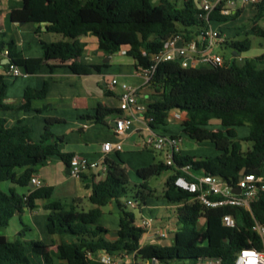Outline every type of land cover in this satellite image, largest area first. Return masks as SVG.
<instances>
[{
	"label": "trees",
	"instance_id": "1",
	"mask_svg": "<svg viewBox=\"0 0 264 264\" xmlns=\"http://www.w3.org/2000/svg\"><path fill=\"white\" fill-rule=\"evenodd\" d=\"M21 8L9 13L14 24H42L48 33L62 36L64 40L41 43L42 58L27 59L16 51L15 44L4 42L0 34V52L6 49L7 59L32 74L44 63L57 60L72 61L67 67L75 75H88L99 66L76 62L82 56L85 44L81 37L91 36L97 40L98 50L111 56L125 50L135 62V69L146 67L152 54L173 35L181 34L185 41L198 40L205 26L199 17L201 7L195 0H20ZM255 14L250 20V31L264 40V28L258 21L264 16V0L253 4ZM214 9L209 14L213 28L239 15L241 9L230 16H222ZM224 33L223 29H219ZM222 45L232 49V58L223 59L216 67L180 68L177 62L160 63L151 80L145 84L153 99L146 103L142 118L146 125L156 131L174 120L172 112L182 117L177 122L183 136L195 142L209 141L218 154L214 157H193L176 153L173 166L163 162L135 170L139 184L129 180L124 161L115 152L117 160L105 158L104 176L90 185L86 212H77L74 206L52 201L42 205L47 212L45 227L60 238L56 245L41 240H22L21 232L13 241L0 240V264H103L101 253H123L134 261L153 264H196L203 258H216L220 264H235L241 249L263 250L261 238L251 230L255 221L264 224V192L250 204L249 210L235 206L206 207L194 200V194L174 185L178 176L190 182L204 175L220 177L235 188L240 172L261 176L264 168V52L238 62L240 53L249 50L250 41L226 38ZM234 54H236L234 56ZM52 70V66H48ZM4 75L0 73V111H29L33 99H44L47 84L39 90L26 88L22 99L16 103L4 102L6 91ZM50 109L44 106L35 110L42 113ZM118 109L98 105L94 115L84 116L93 124H105L106 118L119 114ZM62 120L46 118L43 131L37 141L32 139V128L17 121L9 126L0 118V184L9 182L27 187L37 167L52 157L69 166L72 153L63 150L62 137H55L51 127ZM218 125L217 128H213ZM246 127L248 133L238 138L236 128ZM242 142L251 147L243 150ZM189 167L188 173L183 167ZM169 170L162 198L169 204L178 205L173 211L177 229L171 245H141L143 231L135 226L134 213L127 209L121 199L127 188L134 191V201L140 209L145 200L152 197L149 180ZM84 180V175L81 176ZM53 193L51 186L28 189L19 194L14 188L5 193L0 189V230L5 229L11 218L24 211H33L38 201H47ZM210 200H218L213 195ZM110 202L118 207L116 240L105 239L107 230L97 222L101 208ZM230 215L235 227L222 224V217ZM205 218L202 228H197L200 218ZM68 238V241L66 240Z\"/></svg>",
	"mask_w": 264,
	"mask_h": 264
},
{
	"label": "crops",
	"instance_id": "2",
	"mask_svg": "<svg viewBox=\"0 0 264 264\" xmlns=\"http://www.w3.org/2000/svg\"><path fill=\"white\" fill-rule=\"evenodd\" d=\"M21 6L22 4L20 0H0V34L4 35L2 40L4 42L12 41L15 44L16 51H18L23 58L41 59V43H50L64 39L60 35L46 32L44 25L42 24L27 23L26 25L29 26H23L25 24L19 26V24L11 22L7 23V16H9L10 11L13 9H19ZM80 41L85 44V48L82 56L79 57L76 62L85 65L99 66L97 71H91L88 75L79 76L73 74L64 66L70 64L72 61L66 63H61L57 60L48 61L32 74L25 76L24 79L13 81L12 87L5 91L4 102L9 104L16 103L22 99L26 88L39 90L42 88L44 82L47 84L45 98L33 99L30 103L31 108L29 111H0V113H7V115H2L3 117L0 116V118H4L9 126L14 125L17 121H31L34 124V127L36 126L34 133H32L34 135H32L33 141L39 139L46 118L62 120L58 126L60 128H54L51 129V131L55 137H62L64 141V152L78 154L89 161L99 160L101 145L103 143L121 142L122 150L119 152V156L124 163L128 164L129 171H127V173L129 179H131V170L145 167L153 162V160L150 161L151 156L148 154L140 152L136 153V151H133L134 149H141L140 145L135 143L136 136H144V133L145 136H147V133H149L143 124L142 118L139 117L134 122L133 127L126 135L118 136L114 134L113 127L114 120L120 115V113L108 116L105 124H93L84 120L83 117L86 115H94L99 104L109 109H118V95L120 90L117 88L116 92L109 93L106 90V84L109 79H116L117 76L118 78L131 77V75L136 76L138 73L134 67L135 62L131 57L125 59L124 56L127 55L121 54L120 52L122 50L114 55L105 56L98 50L97 40L94 37H81ZM107 57H109L108 60H106ZM1 63L5 64L6 60L3 58ZM48 66H52V70H50ZM118 78L116 80H118ZM134 87L138 88V101L140 103L146 105L148 100L151 101L153 99L151 90L145 86L143 81L141 84H136ZM9 89L13 90L10 96ZM44 106H49L50 109L45 110L40 114L35 113V110L42 109ZM169 124L178 125L176 121ZM217 127L218 125L213 126V128ZM156 132L158 133L157 130ZM179 132L182 134L180 128ZM127 141H133V145L130 144L126 150L124 144ZM129 152L134 153V155L137 154L135 157H138V161L135 159L136 161L132 162L134 156L131 155L130 157H127ZM112 154L115 155V152L109 153L107 158L113 160L111 158ZM66 166L67 165L61 162L58 158L52 157L43 165L37 167V173L35 175L40 178L42 185L51 186L53 192L57 186H65L64 194H69L67 197V200L69 201L62 202L60 199L58 202L66 205V209L70 206H74L77 212H86L84 210L79 211L78 208L81 202V196L88 199L91 183L100 180L104 174L99 169L87 172L84 175V180H79L82 184L81 188L75 192L69 190V185L67 183L71 177L67 178L70 173H66ZM139 182L138 179V184ZM11 188H14L17 192L16 187ZM22 188L23 187L18 191L20 192L19 194H27L28 189H31L29 186L25 187L26 191ZM150 198L145 200V203L140 209H136L138 212L137 216L134 215V223L136 225L140 218L150 217V214H155L152 225L157 228L169 229L170 227L172 229H170L172 231V236H170L169 233L164 239L169 238L172 244L174 233L177 229L175 216L171 225H169L170 220L168 217L165 218V214H168L166 212H169V210L173 213L174 209L178 207L179 204H169L162 198V196L159 200L157 199V203L149 200ZM47 202L48 200L42 201L41 204H38V207L35 210L24 211L21 216H14L11 218L6 227L7 229L0 230V240L13 241L21 232H23L21 237L22 240H41L47 245L58 244L60 238L55 234L49 233L45 227V218L47 214L40 212L41 206ZM101 212L102 214L98 219L97 224L108 231L105 235V239L113 242L116 240V231L118 229V207L115 202H110L101 208ZM160 214L161 216H159ZM136 218H138V220ZM12 220L14 222H12ZM163 220H166L167 222L164 221V224L162 222ZM66 240L68 241V238ZM160 240L163 239L155 238L149 232L143 234L141 245H163ZM171 244L166 245L168 246ZM125 262H127V264H153L149 262H140L139 260L134 261L131 255L126 256ZM55 264L58 263L55 262ZM62 264L66 263L63 262Z\"/></svg>",
	"mask_w": 264,
	"mask_h": 264
},
{
	"label": "built area",
	"instance_id": "3",
	"mask_svg": "<svg viewBox=\"0 0 264 264\" xmlns=\"http://www.w3.org/2000/svg\"><path fill=\"white\" fill-rule=\"evenodd\" d=\"M238 0H204L199 16L205 22L198 40L185 41L181 34L173 35L170 39L163 43L162 48L150 57V62L146 67H139L137 73L143 80L144 84L148 83L154 75L157 66L160 63L172 61L177 62L180 68H196V67H216L223 64V58L213 53V48L225 41V34L220 32L218 28H213L209 21V14L216 8L222 16H230L236 8ZM261 0H240L242 7L259 3ZM1 31V30H0ZM125 55V50L120 52ZM7 50L0 52V68L3 69V75L12 79L26 76L23 69L7 59ZM6 63H1L2 59ZM119 88L118 110L120 115L114 120L113 132L115 135L124 136L133 127L134 122L146 110V106L138 101V88L130 86L126 83H119L115 78L109 79L106 84V90L109 93L116 92ZM182 119L181 115L176 112L170 114V120ZM143 124L149 135L143 140L144 147L165 156V163L173 166V155L180 152V137L162 136L151 130L146 122ZM177 121V122H178ZM122 150L121 142L103 143L101 145V154L98 161H89L85 157L73 154L69 160V173L72 177L80 179L81 176L92 170L105 171L103 160L111 152H120ZM183 172L188 173L189 167H183ZM196 182L186 180L184 176H178L174 180V185L188 193L194 194L193 199L206 207L235 206L249 210L250 204L254 202L258 195L264 192V177L256 176L253 173H243L236 186L240 189V194L233 193V187L226 184L220 177L212 175L200 176ZM30 184L35 188H40L42 182L37 175L31 176ZM209 195L218 197V200H210ZM126 205L132 209H137V203L132 200L126 201ZM180 205V204H179ZM151 217H142L135 225L143 231V234L151 233L155 238L164 239L168 236V229L157 228L153 225ZM222 224L225 227H235V221L230 215L222 217ZM251 230L255 232L262 240L263 250L258 251L254 248H244L239 251L236 256L235 264H264V224L254 220ZM127 255L123 253H101L98 255L99 260L103 264H127L125 258ZM196 264H220V260L216 258H203Z\"/></svg>",
	"mask_w": 264,
	"mask_h": 264
},
{
	"label": "rangeland",
	"instance_id": "4",
	"mask_svg": "<svg viewBox=\"0 0 264 264\" xmlns=\"http://www.w3.org/2000/svg\"><path fill=\"white\" fill-rule=\"evenodd\" d=\"M203 1L204 0H195L196 5L198 7L202 6ZM239 1L240 0H238L236 2V8L237 9H241V12L239 13V15L236 16L235 19H232V21H228V22H226L224 24L219 25L218 29H220V28L223 29L226 38H229V39L232 38V40H243V39L247 38L250 41L249 50L240 53L239 56H238V62L241 63L243 59L252 58V57L260 55L264 51V40L261 39L260 37H257L255 35H253L252 32L250 31V25H251L250 20L253 18L254 14H255V7L254 6H250V5L242 7V4ZM7 23H10L9 16H7ZM258 25L260 27L264 28V16L258 21ZM23 26H29V25L25 24ZM232 52H233L232 49L229 46H226V45H219V46H216V47L213 48V53L214 54L220 55L223 59H226V60H229V59L232 58ZM124 58L125 59H129L130 57L124 56ZM0 73L3 74V69L2 68H0ZM24 78H25V76L17 78V79H12V78L4 76V81H5L6 86H7L6 89L12 87V82L13 81L22 80ZM117 78H118V76H117ZM117 81L119 83L125 82L126 84H128L130 86H135L136 84H139V83L141 84L143 80L137 74L136 76L131 75V77H119ZM143 90H144V88H143ZM9 92H10L9 93V96H10L11 92H13V90L9 89ZM2 115H7V113L6 112H1L0 116L3 117ZM22 124L26 125L28 127H31L32 128V133H34V131L36 129L35 128L36 126L34 127V124L31 121L30 122L22 121ZM58 126H59V124H55L54 126L51 127V129L60 128ZM156 130L158 131V133L156 131H155V133L159 134V135H162V136L180 137L181 138V143L178 146H179V149H180L179 153H181L182 155H190V156H193V157H214V156H216L218 154V152L216 151V149L214 148L212 143H210L209 141L195 142V141L189 139L188 137L183 136L182 134H180L179 127L176 124H167L165 126H161V127L157 128ZM235 132H236V135H237L238 138H243V137H245L247 135L248 130H247L246 127H239V128L235 129ZM147 134L149 135V133H147ZM145 137H146L145 133H144V136H140V135H139V137L136 136L135 143L139 144L141 149H134L133 151H136V153L140 152V153L148 154L149 156H151V160L150 161L153 160L154 162H163V163H165L164 154L154 152V151L146 149L144 147L143 140L145 139ZM132 142L131 141L125 142L124 146H125L126 150L128 149L130 144L133 145ZM250 147H251V143L250 142H242L243 150H246L247 148H250ZM131 155L134 156L132 162L136 161L138 157H135V156L137 154L134 155V153L129 152L127 157H130ZM111 158L113 160H117V157L114 154H112ZM125 167H126L127 171H129L128 164H126ZM131 173H132L131 174L132 178L129 179V180L132 183H134V184H138V178H137V175L135 173V170H131ZM169 176H170V171L169 170H165L159 176L149 180V186H150V188L152 190V194H153V197L150 198L149 200H151L154 203H157L156 201H157V199L159 200V198H161L163 189L165 187V183H166V181H167ZM261 176L264 177V168L262 169ZM69 177H71L69 179L68 183H67L69 185V190H73V191L76 192L79 188H81V185H82L81 181H79L80 179L74 178V177H72L70 175L67 176V178H69ZM11 187H16L17 188V192L21 189V187L16 186V185H12L9 182H3V183L0 184V189L2 191H4L5 193ZM64 187L65 186H61V187L57 186L55 188V191L51 195V198L48 199V202L60 201V199L62 200V202L63 201H65V202L69 201V200H67V197H68L69 194H66V193L64 194V191H65ZM22 189H24V191H26L25 187H23ZM18 193H20V192H18ZM134 194L135 193L131 189V187H128L125 198L121 199L122 203H125V205H126V201H128V200L134 201V199H135ZM41 202L42 201H38L37 204H41ZM68 203H70V202H68ZM67 207H68V205H67ZM126 207H127L128 210L132 211L135 216H137V212L138 211L136 209H132L128 205H126ZM78 208H79V211L80 210L87 211L90 208V204L88 202V199H86L83 196H81V202H80ZM40 212L47 214V212L42 209V206H41ZM166 213H168V214H165V218L168 217V219L170 220L169 221L170 222L169 225H171L172 220H174V213H172L170 210H169V212H166ZM159 216H161V214ZM150 217L152 219H154L153 217H155V214H150ZM136 219L138 220V218H136ZM164 221H166V220L162 221L165 224ZM12 222H14V221L12 220ZM204 222H205V218L201 217L198 220V222H197V225H196L197 228L198 229L202 228L203 225H204ZM170 229L171 228L169 227L168 234L170 233L169 235L172 236V234H171L172 233V231H171L172 229L171 230ZM160 242L163 245L171 244V240H169V238L160 240ZM160 264H163V263H160Z\"/></svg>",
	"mask_w": 264,
	"mask_h": 264
},
{
	"label": "water",
	"instance_id": "5",
	"mask_svg": "<svg viewBox=\"0 0 264 264\" xmlns=\"http://www.w3.org/2000/svg\"><path fill=\"white\" fill-rule=\"evenodd\" d=\"M23 25V23H19V26H22ZM236 54H234V56H235ZM109 59V57H107L106 58V60H108ZM92 72H95V70H92ZM24 73H25V75L27 76L28 74L26 73V71H25V68H24ZM65 170H66V173H69V166H66L65 167ZM244 173V170H242L241 172H240V176L242 175ZM30 188H33V186L31 185V184H29L28 185ZM233 193L234 194H236V195H239L240 194V189L239 188H237V187H235V188H233Z\"/></svg>",
	"mask_w": 264,
	"mask_h": 264
}]
</instances>
